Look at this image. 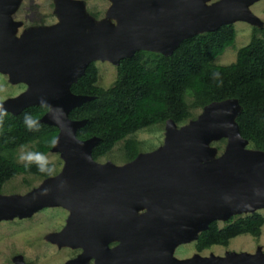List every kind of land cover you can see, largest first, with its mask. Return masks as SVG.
Returning a JSON list of instances; mask_svg holds the SVG:
<instances>
[{
  "label": "water",
  "instance_id": "95a60500",
  "mask_svg": "<svg viewBox=\"0 0 264 264\" xmlns=\"http://www.w3.org/2000/svg\"><path fill=\"white\" fill-rule=\"evenodd\" d=\"M53 1L57 23L17 36L22 23L12 15L21 0H0V73L26 86L0 101V111L47 106L39 122L57 127L50 151L63 161L57 174L25 193H0V221L50 206L69 210L64 226L47 236L59 246L83 249L63 264L91 258L95 264H264L260 247L253 253L174 255L210 222L264 208V151L247 148L235 121L237 99L211 102L181 125L166 120L163 143L121 166L93 159L98 137L78 138L86 119L68 117L93 98L70 89L90 62L117 66L138 50L169 55L184 39L236 21L262 27L250 10L257 0H109L97 22L80 0ZM221 138L226 145L216 156L210 144ZM111 241L119 244L108 248ZM15 264L26 263L18 256Z\"/></svg>",
  "mask_w": 264,
  "mask_h": 264
},
{
  "label": "trees",
  "instance_id": "16d2710c",
  "mask_svg": "<svg viewBox=\"0 0 264 264\" xmlns=\"http://www.w3.org/2000/svg\"><path fill=\"white\" fill-rule=\"evenodd\" d=\"M235 36L234 25L225 24L184 39L169 55L138 50L120 60L116 78L106 88L98 84V67L90 62L70 89L93 98L73 108L68 117L86 119L76 131L78 138L98 137L93 159L107 156L122 142V160L130 161L142 152L141 142L134 137L138 130L163 125L168 119L184 124L196 118L194 110L227 99H237L240 105L235 121L242 137L264 151V26L252 27L249 42L237 49L233 62L214 63L234 44ZM47 109L32 105L17 114L0 111V193L17 175H23L30 186L32 179L56 172L43 159L58 131L54 125L39 122ZM20 147H29L35 158L18 162ZM263 224L259 212L231 216L222 227L212 221L199 234L195 249L201 252L213 245L227 246L230 239L242 234L257 238Z\"/></svg>",
  "mask_w": 264,
  "mask_h": 264
},
{
  "label": "rangeland",
  "instance_id": "374dc122",
  "mask_svg": "<svg viewBox=\"0 0 264 264\" xmlns=\"http://www.w3.org/2000/svg\"><path fill=\"white\" fill-rule=\"evenodd\" d=\"M84 4L85 12L93 17L94 21H100L105 18V13L110 5L109 0H80ZM213 1V0H212ZM250 10L255 14L264 26V0H257L251 6ZM14 20L22 24L18 27L16 35L19 36L23 31L31 26H51L58 22L54 13L53 0H21L18 8L12 15ZM113 21V20H112ZM236 36L234 44L224 50V52L215 58L214 63L227 65L236 58L237 49L246 45L252 33V25L245 21H236L234 24ZM98 67V84L103 87L112 85L116 78L117 68L108 61H96ZM26 86L23 83L11 84L6 74L0 73V101L8 97L15 96L22 92ZM201 109L194 110L196 116ZM165 124L153 125L149 128L138 130L134 137L141 142L142 152H150L163 143ZM121 144L117 143L112 151L101 161L110 160L120 164ZM226 139L211 142L210 146L216 148V156L220 155L225 148ZM247 148H253L249 143ZM31 149L29 147H20L17 150L16 159L20 163L33 160ZM43 159L51 162L55 171L59 172L63 161L59 153L49 151ZM31 179V178H29ZM40 181L31 180V185L27 186L23 175H17L8 181L2 189L3 194L25 193ZM264 216V208L258 210ZM68 210L61 206L44 207L29 217L13 218L0 221V264H15L18 256H21L27 264H63L69 258L73 257L78 251L77 248H67L59 246L47 240L48 234L58 231L64 225ZM219 227L225 224L223 220H217ZM195 242L180 244L176 247L174 255L178 258H185L198 252L195 249ZM70 247V246H68ZM264 251V224L261 228V235L257 238L242 234L230 239L227 246L213 245L209 249L200 252L202 255H223L225 251H246L255 252L258 248ZM76 249V250H75Z\"/></svg>",
  "mask_w": 264,
  "mask_h": 264
},
{
  "label": "flooded vegetation",
  "instance_id": "af4514ba",
  "mask_svg": "<svg viewBox=\"0 0 264 264\" xmlns=\"http://www.w3.org/2000/svg\"><path fill=\"white\" fill-rule=\"evenodd\" d=\"M96 63V62H95ZM98 161H100V162H102V163H104V162H106L107 160H105V161H101V159H99ZM131 161V160H130ZM112 162V161H111ZM129 161H122L120 164H117V163H115V162H112V163H114V164H116V165H118V166H121V165H124V164H126V163H128ZM58 172H55L53 175H55V174H57ZM51 176V175H50ZM44 179V178H43ZM42 180V179H41ZM41 180H39V181H41ZM145 211V209H142V210H139L137 213L138 214H142L143 212ZM69 213H70V211L68 210V214L66 215V217H65V221H64V224H65V222H66V219H67V217L69 216ZM64 226V225H63ZM62 226V227H63ZM61 227V228H62ZM60 230V229H59ZM58 230V231H59ZM56 232V231H55ZM119 244V241H111V242H109L108 244H107V246H108V248H114V247H116L117 245ZM67 248H71V247H68L67 246ZM73 248H77V252L74 254V256L73 257H71V258H69L68 260H70V259H73V258H75L77 255H79L82 251H83V249L82 248H80V247H73ZM76 250V249H75ZM66 262V261H65ZM26 263V262H25ZM27 264V263H26ZM88 264H95L94 263V258H91L90 260H89V262H88Z\"/></svg>",
  "mask_w": 264,
  "mask_h": 264
}]
</instances>
